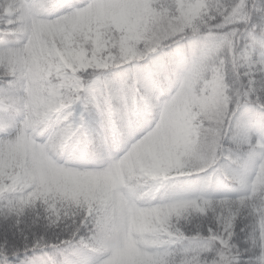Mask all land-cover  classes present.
Masks as SVG:
<instances>
[{"label": "snow or ice", "instance_id": "obj_1", "mask_svg": "<svg viewBox=\"0 0 264 264\" xmlns=\"http://www.w3.org/2000/svg\"><path fill=\"white\" fill-rule=\"evenodd\" d=\"M0 264H264V0H0Z\"/></svg>", "mask_w": 264, "mask_h": 264}]
</instances>
